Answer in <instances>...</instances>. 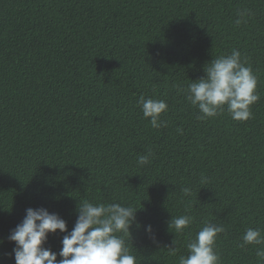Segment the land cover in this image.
<instances>
[{
    "label": "trees",
    "instance_id": "16d2710c",
    "mask_svg": "<svg viewBox=\"0 0 264 264\" xmlns=\"http://www.w3.org/2000/svg\"><path fill=\"white\" fill-rule=\"evenodd\" d=\"M233 49L258 79L252 118L197 120L180 89ZM141 96L167 103L166 127L143 118ZM81 200L137 210V264H179L209 222L225 228L221 264H258L240 244L247 228L264 234V0H0V264H14L7 237L27 208L70 232ZM180 215L193 223L177 234Z\"/></svg>",
    "mask_w": 264,
    "mask_h": 264
},
{
    "label": "clouds",
    "instance_id": "9594fccd",
    "mask_svg": "<svg viewBox=\"0 0 264 264\" xmlns=\"http://www.w3.org/2000/svg\"><path fill=\"white\" fill-rule=\"evenodd\" d=\"M236 24L246 23L250 18L247 10L239 13ZM204 75L187 88H181L186 100L195 107L197 120L214 119L225 111L233 121L246 122L252 118L251 107L260 95L257 91L258 79L239 50L213 58L203 68ZM143 118L153 129L166 127L162 116L168 112L164 100L145 98L138 100ZM151 152L140 155L138 166L150 163ZM207 181L202 177L201 183ZM185 196L191 190L183 189ZM76 221L69 232L66 221L57 213L46 208H27L22 221L11 230L7 240L14 245V264H137L131 254L128 240L130 229L136 220L137 210L121 203H92L81 200L76 206ZM193 223L190 215L171 218L168 227L182 234ZM146 235L155 240L151 225L144 227ZM225 231L220 224L206 223L187 244V256L179 257V264H221L215 250L218 236ZM63 234L59 252L46 247L50 235ZM4 243L0 240V245ZM174 247L169 248L175 254ZM256 246L258 264H264V234L259 228H247L240 247ZM59 256V260L57 257Z\"/></svg>",
    "mask_w": 264,
    "mask_h": 264
}]
</instances>
